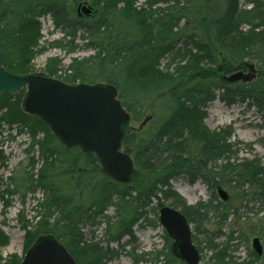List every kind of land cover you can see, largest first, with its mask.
I'll return each mask as SVG.
<instances>
[{
  "label": "trees",
  "instance_id": "trees-1",
  "mask_svg": "<svg viewBox=\"0 0 264 264\" xmlns=\"http://www.w3.org/2000/svg\"><path fill=\"white\" fill-rule=\"evenodd\" d=\"M68 3L69 0H0V50L4 67L16 75L33 74L32 60L36 54L45 52L39 44L42 38L39 20L50 16L55 28L65 33V38L52 46L65 51L69 48L72 52L77 34L82 31L87 41L83 48L96 51L92 57L74 60L65 75L57 79L70 85L102 81L115 86L133 122H143L150 103L161 100L160 117L145 136L126 132L123 146L132 156L136 171L129 184L119 185L101 173L94 156L83 155L79 149H63L46 124L24 113L25 90L10 96L0 95V132L3 125H19L20 131L31 139L30 149L38 147L44 161L35 178L36 161L30 159V171L17 181L11 179L15 181V191H7L17 193L22 188L44 191V201L37 200L34 206V210L41 211L35 217L39 218L35 231H27V245L41 235H53L77 264H104V259H112L114 255L103 253L97 245L73 250L72 245L84 243L79 228L82 219L94 225L99 215L115 206L120 217L115 223H107L110 241L119 243L125 236L135 241L133 225L158 194L162 198L153 211L171 199V207L179 209L195 225L197 233L199 225L211 220L210 215L218 225L226 223L231 210L225 205H214V200L188 205L172 190L170 182L181 176L187 177L191 184L203 179L216 189L233 184L241 189L249 185L254 189L255 199L264 206V166L260 159L240 161L230 142V129L208 130L204 126L207 114L202 111L217 98L216 92L222 91L219 97L228 105L252 101L264 113L263 0H247L251 9H241L239 0H146L141 7L136 6L138 0H73L76 9L83 3L91 5L95 11L93 17H79ZM243 26H249V30L244 31ZM66 38L71 39L65 42ZM184 38L183 46L177 48ZM171 54L166 67L161 69L159 64ZM246 60L259 64L262 72L257 82L240 85L225 81L227 76L245 72ZM46 71L56 78L61 70L57 65ZM74 153L76 159H68L67 155ZM3 158L0 150V161ZM80 160L86 162L85 174L76 183H67L73 186L75 195L79 192L87 197V201L78 199L76 204L75 195L64 196V189L57 181L75 174ZM99 174L104 176V181L92 183L93 179L87 178ZM134 192L138 195L135 198ZM94 210V215H86ZM56 213L59 215L53 219ZM21 220L25 230L33 226L30 221ZM253 231L264 236V218ZM165 239L170 241L167 236ZM193 241L197 242L196 236ZM206 243L208 248L216 250L213 260L217 264H236L228 254L230 241L226 243L228 247L216 245L214 239ZM162 254L158 253L155 261L150 260L151 255L141 256L139 260L133 258L135 263L161 264ZM169 256L172 262L183 264ZM261 260L253 254L252 262L240 264ZM1 261L0 257V264Z\"/></svg>",
  "mask_w": 264,
  "mask_h": 264
},
{
  "label": "rangeland",
  "instance_id": "rangeland-1",
  "mask_svg": "<svg viewBox=\"0 0 264 264\" xmlns=\"http://www.w3.org/2000/svg\"><path fill=\"white\" fill-rule=\"evenodd\" d=\"M69 1V7L75 9L74 11L76 13L73 0ZM145 2L146 0H138L136 6L141 7ZM239 5L241 9L252 8V6L247 3V0H239ZM39 21L42 35L39 44L41 48L43 47L45 49V52L36 54L32 60L30 67L34 74H44L50 77L46 69H53L58 65L59 71H61L56 78H59L65 75V71L74 60L87 59L96 54L94 49L83 48L87 41L83 39L84 34L82 31H79L77 34L72 52L69 51V48L65 51L52 46L51 44L53 42L62 41L65 38V33L55 28L49 16H45ZM243 29L244 31H248L249 26H243ZM70 39L71 38H66L65 42L70 41ZM185 39L186 38L176 47H182ZM76 46H79V48H76ZM171 56L172 54L166 56L161 61L159 64L161 69L166 67L169 57L171 58ZM245 62L254 65L256 74L251 82H238L240 85L257 82L259 74L262 72L256 61L246 60ZM243 73L247 74L248 71L246 70ZM221 92L222 91H217V98L213 102H210L207 108L202 110L207 114L204 120V126L210 131L230 129L232 133L230 142L234 145L233 151L236 152L238 159L240 161L260 159L264 166V113L261 112L252 101H237L235 104L228 105L219 97ZM160 103L161 100L150 103L146 115L152 116L153 120L149 122L141 132L139 131V127L142 122L131 121L127 126L129 133H138L140 136L147 135L151 128L157 125L158 118L160 117ZM20 128L19 125H3L0 132V150H2L4 156L3 160L0 161V257L2 259V264H13L14 262L21 263L23 261L26 252L36 240H33L31 245H27V231H35V227L39 221V218L35 219V217H37L38 212L41 211L39 209L34 210V206L37 204V200L42 202L45 199L44 191L39 188H37L35 192L27 188H22L17 193L7 192L15 191L16 188L15 181L11 179L17 181L25 175L26 171H30V169H28L30 159L36 161V169L34 171L35 178L44 164V161L39 155L38 147L33 150L30 149L31 139L26 132H21ZM39 138L43 139V135H40ZM67 156L69 157L68 159H76L77 153ZM61 158L65 159L64 156ZM85 165L86 162L84 163L83 160H80V164L74 170L75 174H68L57 181L64 189V196L70 197L76 194V191H73V186L71 187L67 185V183H76V180L78 181L81 178L80 175L85 174ZM218 165L220 166L222 163L219 162ZM68 166L69 165H66V168ZM94 177L95 175H89L87 178H92V183L104 181V176L100 174L96 175V178ZM170 183L172 190L181 196L188 205L209 203L214 200V205L222 204L225 205L228 210H231L227 222L221 225H218L216 219L210 215L211 220L209 222L207 221L203 225H199V233H197L198 230H196L195 225L191 224L192 233L197 237L195 245L199 251H203L200 252L202 256L201 264H217V262L213 260L216 255V250L207 247L206 241L208 239H214L215 244L220 247L227 246L226 243L230 241L228 254L233 259L234 263H250L252 262L253 254H256L252 245L255 238L260 239L263 247L262 260L255 264H263L264 236L253 231V228L258 226L264 218V206L261 200L257 201L253 196L254 189H251L249 185H245L241 189L236 188V186H234L235 184L232 186H225L223 189L229 195V200L227 203H224L217 195V189L210 188L203 179H199L195 184H191L187 177L181 176L173 179ZM132 196L134 198L137 197V192L132 193ZM161 198L162 196L159 194L158 197L153 198L150 205L144 209L142 218L133 225L132 231L133 236L136 238L135 241H132V238L129 236L122 238L119 243L110 241V234L107 233V223L108 221L115 223L120 217L116 207L113 206L104 211L102 215H99L94 225L86 221V218L82 219L79 228L81 229L84 243H79L77 247L76 244L72 245L73 250L76 252V249H84L87 245H97L99 250L103 253L109 252L114 255L112 259H104V264H152L153 262L135 263L133 257H137L139 260L141 256L151 255L149 257L150 260L155 261L158 253H163L160 257L161 264H168L169 262L171 264H179L172 262L169 256V254H171L170 246L172 241L168 242L165 239L167 233L159 221L160 209L156 212L153 211V209H157L158 200ZM78 199L87 201V197L80 196L79 192L75 195L76 204H79ZM172 202L173 200L170 199L162 203L165 206H171ZM142 205L143 207L145 206L144 204ZM13 209L14 211H12ZM89 214L94 215L95 210L91 211V213L86 212V215ZM58 215L59 214L56 213L53 219L57 218ZM21 218L30 221L33 226L25 230ZM230 260H225V263H229Z\"/></svg>",
  "mask_w": 264,
  "mask_h": 264
},
{
  "label": "water",
  "instance_id": "water-1",
  "mask_svg": "<svg viewBox=\"0 0 264 264\" xmlns=\"http://www.w3.org/2000/svg\"><path fill=\"white\" fill-rule=\"evenodd\" d=\"M79 17H93L94 8L87 3L77 8ZM248 73H235L225 80L229 83H249L255 78L254 65ZM26 89L23 111L45 123L54 138L65 149L79 148L84 155H94L101 172L112 181L126 184L134 171V161L123 151L125 129L130 114L119 99L115 86L107 83L69 85L44 74L16 75L4 67L0 50V95H14ZM153 117H147L142 129ZM220 200L228 202L229 195L217 188ZM160 224L173 241L171 254L185 264H200L201 255L192 240V226L179 211L165 206L159 211ZM258 257L263 255L259 238L252 242ZM21 264H76L67 249L52 235L39 237L28 250Z\"/></svg>",
  "mask_w": 264,
  "mask_h": 264
},
{
  "label": "bare ground",
  "instance_id": "bare-ground-1",
  "mask_svg": "<svg viewBox=\"0 0 264 264\" xmlns=\"http://www.w3.org/2000/svg\"><path fill=\"white\" fill-rule=\"evenodd\" d=\"M12 211H14V209H13ZM13 213H14V212H13Z\"/></svg>",
  "mask_w": 264,
  "mask_h": 264
}]
</instances>
